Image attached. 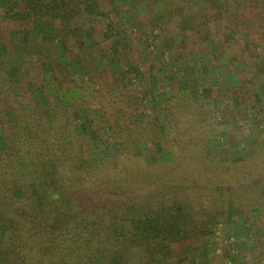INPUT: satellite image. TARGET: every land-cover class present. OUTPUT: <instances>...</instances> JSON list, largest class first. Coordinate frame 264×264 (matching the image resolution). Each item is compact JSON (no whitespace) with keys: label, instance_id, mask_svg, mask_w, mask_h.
<instances>
[{"label":"trees","instance_id":"1","mask_svg":"<svg viewBox=\"0 0 264 264\" xmlns=\"http://www.w3.org/2000/svg\"><path fill=\"white\" fill-rule=\"evenodd\" d=\"M94 1L0 0L1 44L11 45L13 31L26 44L13 73L7 72L11 49L0 53V264H110L117 256L127 264L133 249L142 252L143 264H154L157 255L169 258L178 248L214 235L230 201L260 199L264 154L235 161L208 152L203 124L213 104L198 98L183 103L177 91L163 94L165 86L176 89L164 85L168 74L187 86L190 81L219 86L217 93H229L236 107L255 102L264 107L255 79L239 77L243 69L260 73L264 68V40L257 38L264 39V27L258 25L264 21V0H239L242 7H255L242 29L237 25L241 12L230 1L217 2L228 21L225 30L233 35L230 45L239 44L226 63L236 85L198 76V70V77H184L173 58L156 57L166 69L159 77L151 49L156 44L139 33L135 43L141 50L136 48L116 24L122 19L118 10L92 11ZM105 1L110 7L116 2ZM96 20L105 24L92 51L108 57L91 61L89 74L79 77L64 55L89 48L92 33L83 26ZM181 44L185 56L192 53L185 41L174 46ZM69 89H77L78 96L53 103ZM35 92L46 98L49 115L38 108ZM109 139L117 152L92 158L93 142L107 149ZM253 243L264 245L258 237Z\"/></svg>","mask_w":264,"mask_h":264},{"label":"rangeland","instance_id":"2","mask_svg":"<svg viewBox=\"0 0 264 264\" xmlns=\"http://www.w3.org/2000/svg\"><path fill=\"white\" fill-rule=\"evenodd\" d=\"M227 1L231 2V8L234 6L241 12L243 18L237 23L239 28H246L245 25H248L249 20V16L247 15L251 10L255 11V7L253 5L242 7L239 0ZM217 2L218 0H179L174 10H171L172 7L169 5H162L165 9L161 10L163 15L160 18V24L156 25L157 23L151 22L145 15L144 18H141L143 20V24H140V26H143L142 30L135 29V32H133L130 29L131 25L128 23H124L126 25L124 29L134 42L132 45L139 50L141 49L135 43L140 38L139 33L145 34L144 36L149 42L153 41L152 43L156 44V47L152 46L151 49L153 52L152 56H154L153 69L155 71L158 70L159 77L163 76L162 73L166 69L164 70L161 67V61L158 59L161 58L162 61H165L173 58L175 59V64L182 70L184 77L191 78L193 75V77L217 76L227 85H236L238 81L236 77L231 75L226 63L231 61L232 55L235 52L239 51V44L233 47L230 45L233 35L229 30H225L228 21L225 17L223 18V12L218 8ZM96 3L98 4L97 8L91 5L89 9L94 11V9L98 10L100 8L104 12L111 10L105 0H96ZM87 12H85V15H82L86 19L89 16ZM202 13L210 16L209 21H206ZM213 16L218 17L214 18ZM74 17L78 16L75 15L70 20L73 21ZM127 17L131 18L130 20L135 19L132 15ZM6 19L7 16L3 15L2 20ZM49 22L50 19L47 18L45 25H48ZM85 23L83 26L85 32L90 34L91 31L92 33L90 34L92 36L91 43L87 46L89 48L86 51L79 52L78 50L68 53L64 55L63 59L72 71H77L79 77H85L89 74L90 70L86 68L91 61L96 60L98 62L108 57L105 51H92L93 41L98 42L101 38L99 30L104 29L105 22L102 23L96 20L93 24L87 23V21ZM258 25L264 27V21L258 20ZM159 29L163 30V32H160ZM183 30H186V37L184 38ZM134 33L137 35H133ZM30 38H32V35ZM257 38L261 41L264 40L260 34ZM10 41L11 45L5 43L7 49L6 45L0 42V53L9 52L11 49L12 55L9 58L10 66L7 68V72L13 73L20 60V52L25 48L26 44L25 38H20L14 31L11 33ZM55 41L56 46H58V56H62L64 49L63 47L61 48L60 40L56 39ZM184 41L187 44H185L187 46L186 51L190 50L192 52L187 56L184 55L185 48H183L182 44L178 45L177 48L174 46V43L178 44ZM70 42L73 43L72 38H70ZM253 42H255V39H253ZM253 42H251L250 47L254 44ZM157 44L161 47L157 46ZM162 48L164 55L161 57L160 49ZM156 57L159 58L157 59ZM197 70L200 72L198 76H196ZM254 72H250L249 69H243L239 77L247 80L255 79V90L261 95V99H264V68L260 73L255 72L254 74ZM166 80L164 85L175 84L176 89L171 90L165 86V93L163 95L169 96L177 91L183 103L198 98L204 103L213 104L214 112L205 118L207 119L206 125L203 124L204 130H207L206 135L210 138L205 143L208 152L219 155L223 160L235 161L246 155L251 156L255 153L264 154V151L258 152L261 147L264 149V107L262 104L255 102L252 106L248 104L243 107H236L235 101L229 93L224 95L217 93V91L220 92L219 86H209L206 84L196 86L193 81H190L187 86L185 81H172V78L168 74H166ZM243 88V91H245L246 88ZM35 93L32 96L36 100L38 108L45 116L49 115L51 108L46 98L43 97L41 92ZM48 93L50 95L53 94L50 91ZM76 96H78V90L69 89V91L61 94L58 98L57 96L53 97L52 101L55 104H59ZM129 108H133V106ZM29 110L26 111L29 112ZM79 114L81 113L77 112L76 116H79ZM7 116L8 118H12V112H8ZM99 146L96 145V142H93V145L90 147L89 154H92V158L97 159L100 155L113 156L117 152V146L112 139H109L107 149ZM150 158L152 159V156ZM260 193V199L253 202L254 205L247 203L243 199H236L235 204H232V201H230L224 216L220 215L218 217L221 224L219 223L218 230L214 235L203 237L190 245L178 248L169 258L164 259L157 255L154 264H264V245L262 248H255L253 243L257 237L264 242V186H262ZM13 196L16 200L20 199L17 192ZM230 204L233 205L234 209L229 206ZM255 224H257V227ZM250 226L251 228L249 229ZM247 227L248 232L245 233L244 230ZM126 260L127 264H143L145 261L139 249H133L126 256ZM257 260L260 262L258 263ZM110 264H122L120 256L113 258Z\"/></svg>","mask_w":264,"mask_h":264},{"label":"crops","instance_id":"3","mask_svg":"<svg viewBox=\"0 0 264 264\" xmlns=\"http://www.w3.org/2000/svg\"><path fill=\"white\" fill-rule=\"evenodd\" d=\"M178 3L179 0H116L114 6L110 8L117 9L120 14L119 16L122 17L121 21H116V24L120 25L119 28L124 29L126 26L124 23H128L131 25L130 29L134 31L135 29H143V26H140V24H143L141 18H144L145 15L151 22L157 23L156 25L160 24V18L163 15L161 10L165 9L162 5H169L172 7L171 10H174ZM97 6L98 4L95 1L92 2V7L97 8ZM129 15L134 16L135 19L130 20L131 18L129 17L123 19L124 16Z\"/></svg>","mask_w":264,"mask_h":264}]
</instances>
